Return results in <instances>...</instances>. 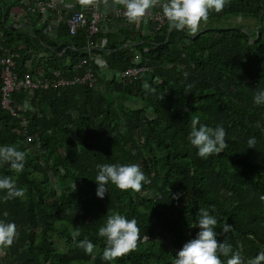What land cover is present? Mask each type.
Segmentation results:
<instances>
[{"label": "trees", "instance_id": "obj_1", "mask_svg": "<svg viewBox=\"0 0 264 264\" xmlns=\"http://www.w3.org/2000/svg\"><path fill=\"white\" fill-rule=\"evenodd\" d=\"M1 3L19 5L22 0ZM3 6L0 32L7 46L21 45L18 72L30 60L32 73L55 69L66 77L87 56L75 50L38 57L45 49L41 44L74 46L86 38L71 36L65 24L44 34L35 20L37 37L28 36L11 26ZM225 17L254 19L255 29L220 26ZM204 26L195 37L169 31L168 22L146 36L120 29L124 38L107 34L114 38L107 49H116L125 38L139 42L109 55L103 52L112 77L103 79L105 88L14 94V101H28L23 115L28 132L39 135L42 154L27 152L15 134L19 118L0 109V146L26 153L19 174L0 163V178L11 177L26 189L23 198L7 200L6 191H0V221L15 223L18 231L0 263L173 264L184 244L197 237L202 207L218 221V242L227 240L243 264L264 251V105L254 102L257 90H264V0H228L222 12L210 11ZM136 52L152 71L124 85L116 71L131 65ZM190 64L192 70L182 68ZM197 117L198 127L225 129L227 147L221 154L204 159L190 144L191 121ZM251 137L255 148H249ZM101 164H136L150 183L139 192L109 183L101 199L95 181ZM115 213L136 219L140 240L136 250L109 262L102 259L105 240L98 230ZM225 224L232 225L227 234ZM77 229L81 235L74 242L70 233ZM85 238L95 245L92 255L78 246ZM228 258L221 256L222 264Z\"/></svg>", "mask_w": 264, "mask_h": 264}, {"label": "clouds", "instance_id": "obj_2", "mask_svg": "<svg viewBox=\"0 0 264 264\" xmlns=\"http://www.w3.org/2000/svg\"><path fill=\"white\" fill-rule=\"evenodd\" d=\"M82 7L94 5L97 0H78ZM107 5L108 0H103ZM160 0H114V3L121 4L126 9L124 15L129 23H139L146 17L149 10L155 8ZM228 0H167L162 6L163 15L168 21L169 31H187L191 37L197 36L201 30V23H207L210 11L216 13L223 11ZM97 63H101L97 60ZM145 90L149 89L148 83L143 85ZM257 105H264V90H257L254 96ZM199 125V118L191 121V131L188 137L190 144L198 149V155L207 159L213 155H219L227 147L226 132L222 126L216 128ZM256 139L249 138V148H255ZM26 153L19 151L15 146H0V163L10 166V169L19 174L25 168ZM98 173L95 181L98 184L97 196L104 198L108 192V185L111 183L121 191L132 190L139 192L144 183L150 180L136 164L97 165ZM0 191H6L4 199L23 198L26 189L17 187L16 181L11 177L0 178ZM214 210V209H213ZM217 219L210 214L209 208L202 207L198 213V227L200 231L195 239L185 243L183 248L176 254L173 264H222L221 256L229 257L227 264H243L240 252H233L232 245L225 240L218 242ZM232 225L225 224L223 232L229 233ZM140 229L136 219H127L119 213L108 215L106 224L98 230V236L104 238L105 248L102 259L114 261L130 252L136 250ZM73 241L81 235L79 229L70 233ZM18 237L15 223H4L0 221V248L11 247ZM88 255H92L95 245L87 238L79 242ZM231 254V255H230ZM247 264H264V251H261L255 258L250 259Z\"/></svg>", "mask_w": 264, "mask_h": 264}, {"label": "built area", "instance_id": "obj_3", "mask_svg": "<svg viewBox=\"0 0 264 264\" xmlns=\"http://www.w3.org/2000/svg\"><path fill=\"white\" fill-rule=\"evenodd\" d=\"M73 1V0H72ZM71 1V2H72ZM0 0V6L2 5ZM110 2L113 5H110ZM167 0H160L159 4L149 10L148 14L142 19V31L144 34H153L165 25L167 19L163 15L162 6ZM8 8L7 21L15 30L24 31L28 36L37 37L32 31L33 21L42 27L44 34L50 35L60 24H65L70 35L82 33L85 36V44L65 45L59 43L54 47L41 44L45 49L40 51L37 56L50 57L54 52L57 55L83 50L87 56L81 57L73 67L68 69L66 77H62L61 71L51 69L47 74L41 71L32 73L30 71V60L24 64V70H16V60L19 58L17 48L7 46L4 37L0 32V109L8 112L12 116L19 118V127L15 134L27 152L41 153V140L37 132H28L29 122L23 115L24 103L13 100L14 94H32L35 91H48L56 89H66L72 86H82L88 89L98 88V78L95 74V65L107 67L103 52L109 55L121 48L136 45L139 41H123L116 49H107L108 37L103 36L110 24H122L125 29H133L134 23H129L124 15L126 9L121 4L108 0L107 5L103 0H97L94 5L87 7H76L69 0H22L19 5H5ZM148 27V29H147ZM100 36V37H98ZM99 38V41L96 39ZM147 48H144L146 51ZM99 60L101 63H97ZM153 66L147 63V59L141 61L140 53L136 52L133 56L131 65L116 71V79L124 85L133 84L142 72H151ZM156 80V77H154ZM2 256H6L7 248H0ZM0 264H13L9 261Z\"/></svg>", "mask_w": 264, "mask_h": 264}, {"label": "crops", "instance_id": "obj_4", "mask_svg": "<svg viewBox=\"0 0 264 264\" xmlns=\"http://www.w3.org/2000/svg\"><path fill=\"white\" fill-rule=\"evenodd\" d=\"M70 1V3L73 5V1H74V3H75V5H76V7H81V5L79 4V2H78V0H69ZM72 1V2H71ZM110 5H113V3L112 2H110ZM142 21V20H141ZM141 21L139 22V23H134V28L133 29H131V30H129L128 29V32L130 31V32H133V33H139V34H141V35H144V36H146V35H148V34H144V32L142 31V23H141ZM120 29H124L125 30V27L122 25V24H110V26H109V28H108V30H107V32L106 33H102V35L103 36H106L107 37V34H109V33H113V35H117V34H120L121 33V35L123 36V38H124V36H125V34L124 33H122V32H120ZM147 29H148V27H147ZM127 33V32H126ZM71 36H74V35H71ZM98 37H100V36H98ZM121 36H120V39H123ZM167 38V37H166ZM127 39L128 40H131V41H133L131 38H125L124 40H122L121 42H123V41H127ZM114 40V38H113V36L112 37H109L108 38V43L109 42H112ZM96 41H99V38H97L96 39ZM121 42H119L118 43V45L121 43ZM83 52H85V53H87L86 51H83ZM103 58H104V60L106 61V63H107V57L103 54V56H102ZM108 65V64H107ZM96 70V72H97V78H98V87H100V88H105V86H106V83L105 82H107L108 80H111V78L112 77H110V74H111V72L110 71H108V67H98V71H97V69H95ZM110 77V78H109ZM99 78H100V80H99ZM103 79H105V82H103ZM77 87H79V86H77ZM110 88L111 89H113L112 88V85H110ZM114 90V89H113ZM3 251V250H2ZM2 251H1V249H0V257H2Z\"/></svg>", "mask_w": 264, "mask_h": 264}, {"label": "rangeland", "instance_id": "obj_5", "mask_svg": "<svg viewBox=\"0 0 264 264\" xmlns=\"http://www.w3.org/2000/svg\"><path fill=\"white\" fill-rule=\"evenodd\" d=\"M232 25H242L247 29L254 30L255 29V20L251 18H244V17H225L222 18L220 22V26H232ZM204 23H201V29H203ZM217 27V26H216ZM201 31V30H200ZM182 68L190 71L192 70V65H184Z\"/></svg>", "mask_w": 264, "mask_h": 264}]
</instances>
